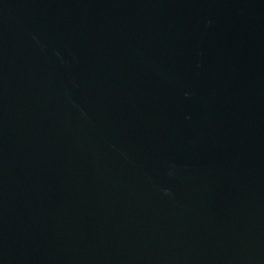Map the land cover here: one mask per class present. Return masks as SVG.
<instances>
[{
    "label": "water",
    "instance_id": "95a60500",
    "mask_svg": "<svg viewBox=\"0 0 264 264\" xmlns=\"http://www.w3.org/2000/svg\"><path fill=\"white\" fill-rule=\"evenodd\" d=\"M0 264H264V0H0Z\"/></svg>",
    "mask_w": 264,
    "mask_h": 264
}]
</instances>
